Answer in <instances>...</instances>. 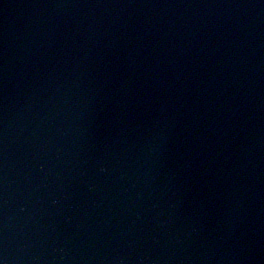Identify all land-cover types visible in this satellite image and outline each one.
I'll return each instance as SVG.
<instances>
[{"label": "water", "instance_id": "obj_1", "mask_svg": "<svg viewBox=\"0 0 264 264\" xmlns=\"http://www.w3.org/2000/svg\"><path fill=\"white\" fill-rule=\"evenodd\" d=\"M149 264H264V0H191Z\"/></svg>", "mask_w": 264, "mask_h": 264}, {"label": "snow or ice", "instance_id": "obj_2", "mask_svg": "<svg viewBox=\"0 0 264 264\" xmlns=\"http://www.w3.org/2000/svg\"><path fill=\"white\" fill-rule=\"evenodd\" d=\"M0 264H2V262H0Z\"/></svg>", "mask_w": 264, "mask_h": 264}]
</instances>
